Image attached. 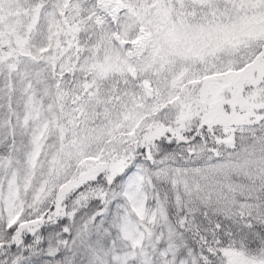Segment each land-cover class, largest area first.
Returning <instances> with one entry per match:
<instances>
[{
	"label": "snow or ice",
	"instance_id": "1",
	"mask_svg": "<svg viewBox=\"0 0 264 264\" xmlns=\"http://www.w3.org/2000/svg\"><path fill=\"white\" fill-rule=\"evenodd\" d=\"M0 264H264V0H0Z\"/></svg>",
	"mask_w": 264,
	"mask_h": 264
}]
</instances>
